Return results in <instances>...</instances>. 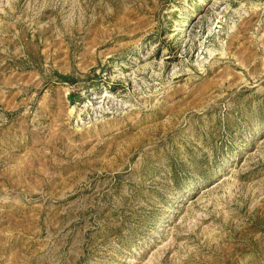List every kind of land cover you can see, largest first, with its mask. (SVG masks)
Listing matches in <instances>:
<instances>
[{
    "label": "rangeland",
    "instance_id": "obj_1",
    "mask_svg": "<svg viewBox=\"0 0 264 264\" xmlns=\"http://www.w3.org/2000/svg\"><path fill=\"white\" fill-rule=\"evenodd\" d=\"M0 264H264V0H0Z\"/></svg>",
    "mask_w": 264,
    "mask_h": 264
}]
</instances>
